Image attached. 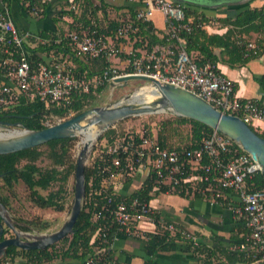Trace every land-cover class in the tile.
I'll return each mask as SVG.
<instances>
[{"label":"trees","instance_id":"1","mask_svg":"<svg viewBox=\"0 0 264 264\" xmlns=\"http://www.w3.org/2000/svg\"><path fill=\"white\" fill-rule=\"evenodd\" d=\"M125 1L121 6H110L104 0H97V2L94 0H65L62 8L68 7V12L60 10L53 15L52 19L55 24H58L64 13L72 14L73 21L66 27L68 31L65 32L64 28H59L58 31H41L37 36L31 34L22 40L20 47L11 43L13 41L10 40V43L6 45L8 52L3 53L0 58V75L8 77L7 72L14 67L22 50L27 52L33 70H37L38 63L44 62L43 56L52 55L55 57L53 62L63 61V58L67 57L77 77H91L99 74L105 68L113 65L112 59L103 54L78 56L66 36L69 32H79L86 28L96 29L97 35L101 34L105 38L112 39V44L115 46L123 41H133L131 49L136 50L137 55H139L140 49L149 50L152 45L165 43L162 31L156 29L150 20L137 19L135 20L138 26L136 32H130L127 36L117 34V28L123 24V20L109 19L106 17L107 10L110 8L115 10L126 9L124 15L128 13L134 18V7L131 2ZM12 2L17 3L27 15L33 8L38 10L39 17L46 13L47 7L50 5L48 1L40 2L39 0H0V10L7 11ZM182 5L185 17H193L195 22L199 21L203 24L215 22L219 26L226 27V30L221 34L208 33L204 28L182 33L185 38V51L198 65L205 62L215 65L219 60L226 61L229 65H233V63L243 64L264 52V2L258 6L245 7L234 15L213 17H209L197 9ZM17 31L20 36L24 33L18 29ZM252 33L255 35L252 41L256 44V50L255 53L245 56L244 46L239 44L237 40H250L249 37ZM6 37L10 38L8 34ZM37 37L44 39L45 43L42 44ZM216 48L220 49L218 53ZM120 55L124 59L127 57L124 54ZM223 55H227V58L224 59ZM255 80L264 89V73L256 77ZM108 86L109 83L105 82L87 93L75 92L70 96L69 104L51 103L37 97L28 98L19 95L11 102L12 105L6 107L0 105V119L19 121L25 128L31 130L42 129L46 127L45 120L52 121L55 118L73 116L90 108L94 105L93 101L96 95ZM1 87L0 85V92ZM248 125L257 134L264 137V133L259 132L251 123ZM212 131L211 127L202 122L175 115L163 118L154 126L144 125L141 130H134L131 133H119L112 127L108 128L99 138L102 140L103 150L91 164L85 166V197L71 232L45 248L20 249L15 246H8L5 255L0 259V264H10L9 262H14L16 258L25 264L76 263L88 256L105 260L109 256V247L115 233L120 236L126 235L123 232H116L117 223L111 212L112 209L120 201L131 202L136 199L139 202L149 203L154 196L152 193L154 187L157 188L156 192H171L182 197H201L208 201L214 200L222 207H230L233 203L228 196V193L233 192L231 189L224 190L225 194L213 198L209 192L206 195L200 193V189L207 186L208 181L195 180L180 182L176 185H164L158 183L157 177L152 171L130 192L115 189L113 183H110L106 190L101 188V182L103 179L109 178L110 172H122L123 179L121 180L125 183L132 180V176L127 174L125 166L127 163H133L135 167L137 166L134 158L137 149L140 147L142 136H155L160 144L181 151L198 147L201 140L209 136ZM117 136L122 137L127 145V150L124 153L107 151ZM75 139V136L56 138L34 147L0 154V181L2 182L0 189L3 186L10 189L14 183L21 180L29 189V199L35 205L41 208L62 210L64 207V186L75 167V158L71 154ZM232 145L237 148L238 152L243 151L236 143L232 142ZM41 156L48 159L50 163L48 167L41 168L36 164ZM114 159H119L120 164L118 166L113 165ZM207 161V156H204L203 162ZM248 181L254 182L253 189L264 188V182L259 171ZM52 184H57V188L48 190L45 195L40 193L39 190H47ZM94 191L98 192L95 193ZM0 200L6 207L8 206L7 198L1 194ZM152 217L155 230L146 231L139 236L145 240V249L150 256L160 250H173L176 248V243L183 240L187 242L186 247L188 249L192 250L194 254L200 255L202 264H227L219 258L217 251L206 245L204 241L201 240L197 245H192L188 241L187 235L182 233L177 226L174 229L164 228L168 222L160 218L158 211L152 213ZM35 222L34 220H26L24 226L19 224L18 227L25 230H45L50 225L48 221H43L38 225ZM234 226L236 231L231 237L236 240L233 241V244L238 242L242 234L246 232V229L239 223L236 222ZM5 232L6 229L3 230V237ZM227 253L235 261L252 263V259L245 257L242 252L229 248ZM145 264H152V260H147Z\"/></svg>","mask_w":264,"mask_h":264},{"label":"built area","instance_id":"2","mask_svg":"<svg viewBox=\"0 0 264 264\" xmlns=\"http://www.w3.org/2000/svg\"><path fill=\"white\" fill-rule=\"evenodd\" d=\"M128 1L131 4L137 2L139 6L134 7V18L128 14L123 19V24L117 28V34L127 36L130 32H136L138 26L135 20H149L151 11L157 10L162 14L165 24L162 31L165 43L152 45L149 50L140 52L139 55L136 54V50H127V57L122 59L118 56L123 50L121 42L115 46L112 44V39L105 38L101 34L97 35L96 29L86 28L79 32H69L66 36L76 55L103 54L121 66L111 65L91 77H77L67 57H64L63 61L53 62L55 57L50 55L43 56L44 62L38 63L37 70H33L27 52L22 50L14 67L7 72L8 77H5L8 79L7 82L5 83L6 79H4L0 83L2 86L0 105L4 107L12 105L11 102L19 95L28 98L37 97L51 103L69 104L70 96L75 92L87 93L120 76L138 74L158 80L160 83L186 89L220 112L236 115L247 124L251 123L254 126L256 121H264V106L253 99L239 98L235 94L234 84L230 78L221 74L216 66L209 62L198 65L185 51V38L182 33L203 28L205 24L195 22L193 17H185L183 5L172 0ZM29 15L37 18L40 13L33 8ZM92 23L94 25L93 21ZM6 34L10 38H7ZM29 35L31 34L24 32L20 36L7 12L0 10V58L3 53L8 52L6 45L10 40L20 47L22 40ZM38 40L42 44L45 43L44 39L38 38ZM237 42L243 44L245 56L255 53L256 44L252 40L239 39ZM52 122L45 120L44 124L48 126ZM232 142L234 141L228 136L213 130L209 136L201 140L198 147L178 151L160 144L155 136H142L134 158L137 166L127 163L125 169L132 178L136 174L140 175L141 182L150 171L154 172L158 183L164 185L205 180L208 184L200 189V193L206 195L209 192L213 198L225 194L224 190L231 189L233 192L228 193V196L234 195L235 203L233 201L229 208L234 220L243 226L246 232L238 242L230 246V249L244 253L245 257L252 259L253 264H264V188L253 189L254 182L248 179L253 178L258 171L257 163L244 150L238 152ZM126 150L127 145L120 136H117L113 145L107 149L108 152L114 153H124ZM204 156H207V162H203ZM119 164V159L113 160L114 166ZM122 174V172H110L109 178L119 179L123 177ZM106 180L103 179L101 182L103 190L109 186ZM156 190L157 188L154 187L152 193ZM209 201L214 202V200ZM155 211L156 208L150 202H139L136 199L131 202H118L111 211L117 223L116 232L139 237L146 231H154L152 213ZM143 224L152 226V229ZM164 228L174 229L175 225L168 223ZM180 230L187 235L192 245L199 243L196 236L189 235L181 228ZM118 235L115 233L114 238ZM67 264L121 263L109 256L105 260L88 256L80 262Z\"/></svg>","mask_w":264,"mask_h":264},{"label":"crops","instance_id":"3","mask_svg":"<svg viewBox=\"0 0 264 264\" xmlns=\"http://www.w3.org/2000/svg\"><path fill=\"white\" fill-rule=\"evenodd\" d=\"M40 2L48 1L50 5L47 7L46 13L41 17L35 18L27 15L17 5L12 2L9 9L6 11L12 20L13 24L19 31L27 32L32 35H38L39 32L45 30H56L66 27L73 20V15L64 13L58 24L53 22V15L58 11L64 10L68 12V7H63L65 0H39ZM70 1V0H68ZM97 2V0H94ZM110 6H121L125 0H104ZM179 1V0H172ZM126 2V1H125ZM244 3H236L232 1L220 0H196V2H183L186 6L204 12L209 17L234 15L236 12L248 6L261 5L264 0H248ZM133 7H138L137 2L132 3ZM100 15L102 13L99 11ZM126 9H108L107 15L109 19L123 20V14ZM126 16L128 15L125 14ZM149 20L153 26L163 31L164 20L162 14L153 10L150 13ZM208 33L221 34L226 30V27L219 26L215 22L205 23L203 27ZM254 35V33H252ZM123 50L128 47L124 42H121ZM216 52L220 50L215 49ZM145 51L140 49V52ZM47 58V57H45ZM226 59L227 55H223ZM217 70L224 76L230 78L234 84L235 94L241 99H253L260 105L264 106V89L256 82L255 78L264 73V52L255 58L247 60L243 64L233 63L229 65L226 61L219 60L215 63ZM5 77L0 75V83ZM255 128L264 133V121L254 122ZM142 178L136 174L130 182L115 186V189L127 192L128 185L134 182V187L139 185ZM150 201V204L156 208L163 221L172 223L178 228H181L189 235L196 236L199 241H204L206 245L214 248L219 258L227 264H250L235 261L227 253L230 246L233 244L232 234L235 233L236 221L233 218L229 207H222L220 204L210 202L201 197H182L171 192H155ZM231 201L235 200V196H230ZM152 229V226L143 224ZM109 257L116 259L121 264H145L147 260H152V264H202L200 255H196L192 250L186 247V241L180 240L176 243V248L173 250H160L149 255L145 249V240L141 237L130 235H118L113 239L109 247ZM100 256L102 254H99ZM18 264H25L18 262ZM252 264V263H251Z\"/></svg>","mask_w":264,"mask_h":264},{"label":"water","instance_id":"4","mask_svg":"<svg viewBox=\"0 0 264 264\" xmlns=\"http://www.w3.org/2000/svg\"><path fill=\"white\" fill-rule=\"evenodd\" d=\"M227 1L244 3L243 0ZM176 2L190 3L196 2V0H179ZM131 79H140L146 82V85L124 95L119 101L87 108L69 118L58 119L42 129L31 130L25 128L19 121L0 120V154L34 147L51 139L76 136L77 132L85 129L88 123L97 125L96 132L87 141L82 142L81 149L75 158L73 201L68 218L57 230L36 234L21 230L11 218L8 208L0 200V259L5 255L8 246H15L20 249L45 248L71 232L85 196L84 170L93 143L102 132L128 116L166 113L202 122L213 130L228 136L242 150L249 153L257 163L258 171L264 182V137L257 134L241 118L220 112L186 89L168 83H160L158 80L143 75L126 74L109 82V86L111 88L123 87ZM87 116L90 117L89 122L81 124V121ZM4 227L13 232L12 237H3Z\"/></svg>","mask_w":264,"mask_h":264},{"label":"rangeland","instance_id":"5","mask_svg":"<svg viewBox=\"0 0 264 264\" xmlns=\"http://www.w3.org/2000/svg\"><path fill=\"white\" fill-rule=\"evenodd\" d=\"M124 19L126 18V15L123 14ZM102 18V17H100ZM103 19V18H102ZM255 38V35H251L249 37L250 40H253ZM125 45L128 47L126 48V51L130 50L132 47V42L123 41ZM124 50H121L119 52V56L123 58L120 54L127 55V52ZM124 59V58H123ZM115 66H121L117 62H112ZM146 85V82L140 80V79H131L129 83L126 86L123 87H113L111 88L108 86L105 88L102 92H100L98 95H96L94 99V105L93 106H103L109 103H113L116 101H119L122 99V97L134 90H137L139 87H142ZM168 116H172L170 114L166 113H151V114H141V115H132L128 116L124 119L119 120L116 122L112 128L119 133L124 132H132L134 130H141V128L144 125H155L158 121L162 120L163 118H166ZM71 117V115H68L64 118L60 119H66ZM58 118L53 119V122H56ZM52 122V123H53ZM103 133V132H102ZM101 133V134H102ZM101 134L97 138V140L93 143L91 152L86 160V165H89L93 162L94 158L98 156V154L101 153L103 150L102 140H99ZM76 139L73 143V146L71 148V154L73 158H76L77 153L81 149L82 144L80 143V135L75 136ZM45 148V147H41ZM23 163V161H22ZM36 164L41 167H48L50 165L48 159L45 158V156H41L37 161ZM121 179H113L108 178L106 182L108 184L113 183L115 186H120V184H124ZM0 184L2 182L0 181ZM73 184H74V176L73 173L68 177L67 183L64 186L65 193H64V207L62 210H55L53 208H41L37 205H35L30 199H29V189L27 186L21 181L18 180L16 183L13 184V186L10 189H7L6 187H1L0 194L7 198L8 201V210L10 212L11 218L16 221L20 222L19 224H25L26 220H34L35 223L40 224L43 221H48L50 223L49 227L45 230H36V229H23V231H27L30 233H45V232H53L57 230L62 223L68 218L72 201H73ZM134 182L129 183L128 185V191L130 192L134 186ZM57 188V184H52L47 190H39L41 194H46L48 190H54ZM6 229V232L4 233V237H12L13 232L8 229L7 227H4L3 230ZM19 258H16L14 262H9L10 264H18Z\"/></svg>","mask_w":264,"mask_h":264},{"label":"bare ground","instance_id":"6","mask_svg":"<svg viewBox=\"0 0 264 264\" xmlns=\"http://www.w3.org/2000/svg\"><path fill=\"white\" fill-rule=\"evenodd\" d=\"M89 116L81 121V124H87L89 122ZM87 127V128H86ZM85 129H81L77 132L80 135V143L87 141L90 137L94 135L97 130V125L95 123H88Z\"/></svg>","mask_w":264,"mask_h":264},{"label":"flooded vegetation","instance_id":"7","mask_svg":"<svg viewBox=\"0 0 264 264\" xmlns=\"http://www.w3.org/2000/svg\"><path fill=\"white\" fill-rule=\"evenodd\" d=\"M0 120H2V121H8V122H13V121L8 120V119H0ZM15 222H16V221H15ZM19 223H20V222H16L17 226L19 225ZM23 226H24V224H23ZM20 229H21V228H20ZM21 230H23V229H21Z\"/></svg>","mask_w":264,"mask_h":264}]
</instances>
